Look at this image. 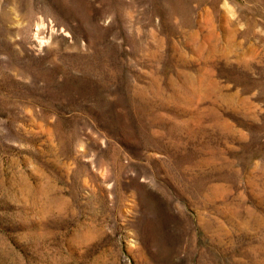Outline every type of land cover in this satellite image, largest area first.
Listing matches in <instances>:
<instances>
[{
    "label": "rangeland",
    "instance_id": "1",
    "mask_svg": "<svg viewBox=\"0 0 264 264\" xmlns=\"http://www.w3.org/2000/svg\"><path fill=\"white\" fill-rule=\"evenodd\" d=\"M0 264H264V0H0Z\"/></svg>",
    "mask_w": 264,
    "mask_h": 264
}]
</instances>
